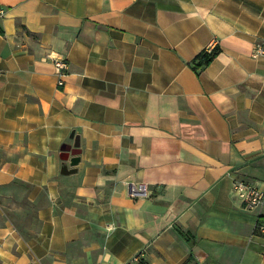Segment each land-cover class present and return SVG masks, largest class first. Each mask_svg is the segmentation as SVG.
<instances>
[{
    "label": "crops",
    "instance_id": "0c3cea01",
    "mask_svg": "<svg viewBox=\"0 0 264 264\" xmlns=\"http://www.w3.org/2000/svg\"><path fill=\"white\" fill-rule=\"evenodd\" d=\"M0 30V264H264L232 194L264 190V0H0Z\"/></svg>",
    "mask_w": 264,
    "mask_h": 264
},
{
    "label": "built area",
    "instance_id": "2783aa9c",
    "mask_svg": "<svg viewBox=\"0 0 264 264\" xmlns=\"http://www.w3.org/2000/svg\"><path fill=\"white\" fill-rule=\"evenodd\" d=\"M253 54L254 57L264 56V43L256 44ZM47 59L51 60L61 77L67 75L69 65L64 58L52 53L47 56ZM58 85L64 86V81L60 79ZM130 190L132 196L146 195L147 193L146 186L143 184L137 187L132 186ZM232 194L241 200L247 210H256L264 204V190L260 189L256 184L243 179H237L233 182ZM258 230L264 235V223L259 225ZM139 259L140 256H136L133 261H139Z\"/></svg>",
    "mask_w": 264,
    "mask_h": 264
},
{
    "label": "rangeland",
    "instance_id": "374dc122",
    "mask_svg": "<svg viewBox=\"0 0 264 264\" xmlns=\"http://www.w3.org/2000/svg\"><path fill=\"white\" fill-rule=\"evenodd\" d=\"M6 209L7 216L12 219V222L22 231L28 233L35 230L38 227V219L36 216V210L32 206L30 207L25 198L21 200L14 199V201Z\"/></svg>",
    "mask_w": 264,
    "mask_h": 264
},
{
    "label": "trees",
    "instance_id": "16d2710c",
    "mask_svg": "<svg viewBox=\"0 0 264 264\" xmlns=\"http://www.w3.org/2000/svg\"><path fill=\"white\" fill-rule=\"evenodd\" d=\"M220 51L221 49L219 46H216L212 50H202L190 63L192 69L197 75H200L201 72L219 55ZM260 224L261 223H259V225Z\"/></svg>",
    "mask_w": 264,
    "mask_h": 264
},
{
    "label": "water",
    "instance_id": "95a60500",
    "mask_svg": "<svg viewBox=\"0 0 264 264\" xmlns=\"http://www.w3.org/2000/svg\"><path fill=\"white\" fill-rule=\"evenodd\" d=\"M73 137V136H72ZM74 148H72V146H68L66 148H63L64 151H69L71 152L73 155L78 154L77 152H75L77 150V145L73 146Z\"/></svg>",
    "mask_w": 264,
    "mask_h": 264
}]
</instances>
